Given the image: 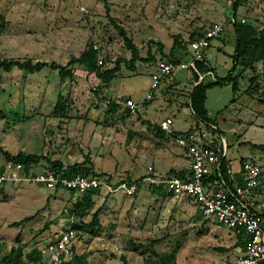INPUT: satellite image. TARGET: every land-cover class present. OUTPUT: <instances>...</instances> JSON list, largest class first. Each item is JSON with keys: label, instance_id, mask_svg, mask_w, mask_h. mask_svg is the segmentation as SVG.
Returning a JSON list of instances; mask_svg holds the SVG:
<instances>
[{"label": "rangeland", "instance_id": "1", "mask_svg": "<svg viewBox=\"0 0 264 264\" xmlns=\"http://www.w3.org/2000/svg\"><path fill=\"white\" fill-rule=\"evenodd\" d=\"M233 2L0 0V62L45 63L32 73L0 68V163L5 152L44 154L51 161L70 154V162L88 158L92 173L114 181L140 179L149 173L148 166L155 173L186 167L188 161L174 138L198 120L187 106L190 72L177 71L172 80L160 82L151 98L142 100L156 63L184 58L188 41L213 22L224 28L211 40L206 62L215 76H226L236 40ZM235 21L244 32L250 28L264 33V0H240ZM120 30L136 46L138 59L131 60ZM93 45L101 53L102 72L117 67L107 83L88 77L85 65L68 64ZM251 57L234 63L236 92L231 83L206 91L207 116L221 129L228 145L225 160L234 170H240L246 159L264 166V148L259 147L264 146V54L253 62ZM53 65L70 74L60 75ZM209 82L208 77L204 84ZM127 97L137 104L135 113L110 108L109 101ZM165 117L172 118L174 131L163 136L153 126ZM163 148L169 154L164 159L158 153ZM48 166L43 159L33 169ZM260 185L251 203L255 201L256 210L264 213V172ZM160 189L143 181L137 196L120 190L92 196L93 206L83 219L88 223L101 208L102 230L95 237L79 231L74 253L88 249L90 264H224L244 253L243 236L244 245L239 246L234 231L202 215L192 200L173 199ZM73 201L74 195L65 189L7 181L0 189V260L16 247H21L25 259L31 249L53 239ZM130 240L153 242L152 252L131 250ZM92 242L96 243L89 249ZM175 247L174 256L167 258Z\"/></svg>", "mask_w": 264, "mask_h": 264}, {"label": "built area", "instance_id": "2", "mask_svg": "<svg viewBox=\"0 0 264 264\" xmlns=\"http://www.w3.org/2000/svg\"><path fill=\"white\" fill-rule=\"evenodd\" d=\"M223 28V23L213 22L188 41L184 58L159 60L142 101L152 97L153 90L161 81L172 80L180 70H188L191 74L189 90L198 83H205L208 77L210 82L215 81L217 76L206 62V51L211 40L219 37ZM93 48L97 50V63L101 65V53L96 45ZM93 76L96 77L95 72H88V77ZM92 89H95L94 85ZM115 104L116 108L130 113L137 111V104L130 97ZM191 112L194 114L192 109ZM172 125V118L165 117L160 120L158 128L172 134ZM174 141L188 161L186 167L178 170L155 173L148 166L150 174L140 179L114 181L108 175L81 172L67 174L68 167L75 163L69 161L72 159L69 154L67 159L59 160V167L48 166L40 171L33 169L35 164L24 165L14 161L0 163V189L7 181L38 183L45 188L65 189L74 195L73 202H76L82 200L89 191L112 194L120 190L124 195L133 196L138 193L143 181H146L150 187L162 188L173 199L189 198L202 215L213 217L218 224L244 237V253L224 264H264V216L254 210L251 203L254 191L261 184L264 166L252 159L242 161L239 171L241 179L237 180L226 161L224 177L220 167L222 159L226 157L228 145L214 120L198 119L195 126L176 135ZM76 223L77 218L66 212V216L58 223L53 239L39 248L42 261L26 264H61L70 259L73 242L79 233L74 227Z\"/></svg>", "mask_w": 264, "mask_h": 264}, {"label": "trees", "instance_id": "3", "mask_svg": "<svg viewBox=\"0 0 264 264\" xmlns=\"http://www.w3.org/2000/svg\"><path fill=\"white\" fill-rule=\"evenodd\" d=\"M240 0H234L233 2V28L234 32L236 34V40H235V47H234V56H233V65L231 66L229 72L226 74V76L219 78L216 77L215 81L204 84V83H198L197 85L193 86L192 89L189 92V100L187 102V106H189L197 119H205L212 121L211 118L207 116V110L205 108V99H206V91L209 88H212L214 86H221L223 84L231 83L232 91H237V84L236 79L232 76V71L234 70V63H236V60L238 58L251 55L250 62L256 61L261 59V57L264 54V33L263 32H256L253 29H248L247 32H244V28L241 24L235 21L236 18V12L237 8L239 6ZM120 33L125 38V42L127 44V47L131 50L132 58L131 60L138 59V50L134 44L130 41L129 38L125 35L123 30H120ZM170 59L174 60L173 57H170ZM72 63H78L85 65L88 72H95L96 77L100 78V80H103L104 82H109L112 77L114 76V73L117 71V67L113 68L112 70H105L102 72L100 70L101 65L97 63V51L89 47L88 49H85L82 54L79 57L72 56L69 60L68 64ZM13 67H16L18 69H24L29 73L32 72H38L41 69L45 67V63L43 62H35L32 63L31 61L26 62H20V61H13V60H3L0 62V68H2L5 72H9L13 69ZM53 68L59 69V74L62 76L69 75V70H66L64 67L53 65ZM1 79V74H0ZM109 104L111 105L110 108L116 107V104L109 101ZM130 113L129 111H127ZM149 124V123H148ZM155 127V131H157L159 134L163 135V131L158 128V126ZM164 136V135H163ZM260 148H264L263 145H259ZM3 162L4 161H14V162H21L24 165L28 164H37L41 160L46 159L50 167L57 168L60 166V162L58 160L51 161L48 160L44 154H24L22 152L17 153L16 155H10L8 153L3 154ZM88 158L85 159L82 163H74L68 167L67 174H74L77 172H81L84 174H90L91 168L87 167ZM243 161V160H242ZM221 171L226 177V160L223 158L221 161ZM94 174V173H92ZM97 175V174H94ZM98 195L99 193L96 191H89L87 192L82 200H78L76 202H73L70 207L68 208L67 212L69 215H73L75 218H77V223L74 226L79 231H85L92 237H95L100 229L99 224V215L101 212V208H97L92 214L90 221L88 223L84 222V215L88 214V211L91 210L93 206V200L92 196ZM264 216V213L261 212ZM21 222H18L14 225H20ZM230 230V229H229ZM237 240H241V234L235 233ZM129 247L133 251H151L150 244L152 245L153 242H149L148 244H142L140 242H133V240H130ZM239 246H243L244 242H237ZM72 256L70 259L62 262L61 264H90L87 256L88 254L86 252L77 254L74 253L73 245H72ZM177 250V247L174 248L173 252H171L169 256H174L175 252ZM43 257L40 253L39 248H33L31 249L27 255L26 258H22V249L21 247L11 248L10 251L2 257L0 260V264L2 263H19V264H26L30 262H40L42 261Z\"/></svg>", "mask_w": 264, "mask_h": 264}, {"label": "crops", "instance_id": "4", "mask_svg": "<svg viewBox=\"0 0 264 264\" xmlns=\"http://www.w3.org/2000/svg\"><path fill=\"white\" fill-rule=\"evenodd\" d=\"M220 131H221V129H220ZM222 132V131H221ZM158 153L162 156V158L164 159V158H166V157H168L169 156V154H167L166 153V149H160L159 151H158ZM182 156H183V154H181ZM229 163V162H228ZM229 165H230V167H231V169H232V175H233V177L235 178V179H237V180H240L241 179V177H240V174H239V171L240 170H238V169H233L232 168V166H231V164L229 163ZM176 170H178V169H176ZM261 186V185H260ZM156 190H161L160 189V187H154ZM163 191V190H162ZM162 191H159V192H162ZM158 192V191H157ZM139 193V192H138ZM138 193L136 194V196L138 195ZM154 194V193H153ZM98 195H101V194H98ZM253 202V205H252V207H253V209L254 210H256L257 208L255 207V205H254V203H255V201H252ZM257 211V210H256ZM259 212V211H258ZM101 214L103 215V213H101L100 212V215H99V224H100V229H99V232H100V230H102L101 228V220H100V218H101ZM99 232H98V234H99ZM97 234V235H98ZM47 243V242H46ZM94 243H96V242H92L91 243V245H89V249H90V247L92 246V244H94ZM101 245H105V246H107V245H109V242H102V244ZM38 248V247H37ZM86 251V253H87V251H89L88 249L87 250H85ZM83 253V252H82ZM88 254V253H87ZM88 257H89V254H88V256H87V259H88Z\"/></svg>", "mask_w": 264, "mask_h": 264}]
</instances>
